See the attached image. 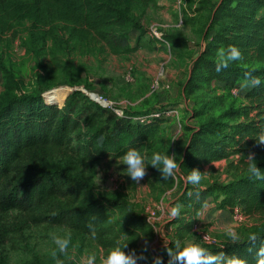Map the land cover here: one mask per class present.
<instances>
[{
    "label": "trees",
    "instance_id": "16d2710c",
    "mask_svg": "<svg viewBox=\"0 0 264 264\" xmlns=\"http://www.w3.org/2000/svg\"><path fill=\"white\" fill-rule=\"evenodd\" d=\"M134 1L0 0V34L24 20L46 27L65 22L85 44L97 37L112 53L128 54L134 50L130 30L142 29L131 14ZM193 5L191 0L189 6L194 12L207 10L208 14L198 29L201 49L190 62L184 83L186 92L191 94L196 88L215 90L213 83L220 82L231 92L239 89L245 101L228 103L219 115L210 116L197 127L184 123L189 134L175 142L172 159L185 169L240 154L238 167L243 164V169L231 181L213 183L181 200L188 207L195 205L197 214L208 196L215 195L220 209L240 208L246 215L257 216L264 213V143L260 142L264 136V0H200L197 7ZM162 38L173 49L189 44L188 37L176 31L164 32ZM231 46L240 50V58L221 65L220 49L227 54ZM5 76V91L0 95V214L18 211L33 223L66 225L92 236L104 247L119 243L131 248L141 234H151L153 226L144 216L129 210L117 214L110 197L100 195L92 184L65 167L49 162L69 147L72 134L83 123L98 120L101 122L90 131L85 146H80L93 159L122 157L130 148L145 149L149 154L159 151L171 158V149H163L165 139L161 136L160 120L167 117H154L149 123L134 121L130 114L137 112L127 111L120 116L91 100L82 90L70 93L61 105L53 102L58 100L54 93L49 101L41 91H25L11 71L7 70ZM243 85L247 86L244 92ZM166 108L161 106L156 111ZM252 151L262 152L263 157L246 160ZM253 163L261 176L250 171ZM150 167L162 171L159 162ZM80 193L83 196L77 204L57 203L55 208L44 211L52 198H75ZM195 222L190 221V228ZM262 246L264 227L248 237L207 246L205 254L219 257L213 264H229L236 257L247 264H257V250ZM57 260L75 264L63 252L50 263L21 264H56ZM0 264L8 263L0 258Z\"/></svg>",
    "mask_w": 264,
    "mask_h": 264
},
{
    "label": "rangeland",
    "instance_id": "374dc122",
    "mask_svg": "<svg viewBox=\"0 0 264 264\" xmlns=\"http://www.w3.org/2000/svg\"><path fill=\"white\" fill-rule=\"evenodd\" d=\"M190 1L135 0L131 4V14L142 29L130 30L134 50L122 55L112 53L97 37L85 44L77 34L69 31L70 24L65 22L47 27L35 26L26 20L16 23L12 30L0 34V95L5 91L8 70L28 93L41 91L49 101L55 93L59 98L53 102L61 105L70 93L82 90L104 107L111 108L94 97L99 96L115 107L125 109L124 114L137 112L130 115L139 122L152 115L156 108L165 106L172 113L160 120L161 136L165 139L163 149H171L172 158L175 142L189 134L184 123L197 127L210 116L219 115L228 103L245 101V97L238 94L239 89H233V94L220 82L213 83L215 90L196 88L191 94L186 92L184 83L190 62L201 49L198 29L208 14L207 10L194 12L189 6ZM193 1V7H197L200 0ZM168 31L183 33L189 44L173 49L159 38ZM128 74L133 80H128ZM246 87L243 85V92ZM100 122L83 123L72 134L69 147L49 163L65 167L92 184L97 193L110 197L117 214L133 211L153 226L151 234L138 237L136 246L123 249L134 258L135 264H184L173 257L189 240L205 249L248 237L264 227V213L249 216L241 212L243 218L239 220L234 211L217 206L215 195L208 196L197 214H194L195 205L188 207L181 200L213 183L231 181L243 169V164L238 167L240 154L185 169L176 163L177 167L166 175L150 167L153 166L150 162L152 154L144 149L141 153L145 157V175L134 179L127 173L128 165L123 163V156L93 159L85 147L81 150L90 131ZM261 157L262 152L252 151L246 160ZM194 170L202 174L198 183L187 179ZM82 196L80 193L75 198H52L44 211L55 208L57 203L75 205ZM177 207L179 214L173 216L172 210ZM192 219L196 220L197 228H190ZM230 232H235L237 238L233 239ZM57 235L70 236L68 248L63 253L75 264H86L90 254L96 256L94 264H102L113 248L104 247L97 239L82 235L69 226L33 223L25 220L20 212L10 211L0 214V258L8 264L50 263L61 252L54 239Z\"/></svg>",
    "mask_w": 264,
    "mask_h": 264
},
{
    "label": "clouds",
    "instance_id": "9594fccd",
    "mask_svg": "<svg viewBox=\"0 0 264 264\" xmlns=\"http://www.w3.org/2000/svg\"><path fill=\"white\" fill-rule=\"evenodd\" d=\"M240 56L241 52L235 46H231V50L227 52V54L225 53L224 49H220L218 53L219 63L225 66L230 61L239 59ZM260 142L264 143V136L260 137ZM122 161L128 165L127 173L130 174L134 179L142 178L145 175V157L141 151L135 148H130L123 155ZM150 162L153 165H157L159 162V164L162 165L163 173L166 175H170L172 170L177 167L174 159L162 154L159 151L152 154ZM250 171L257 176L262 175L260 169L256 167L255 163L251 165ZM187 179L192 183H198L202 179V174L199 171L194 170ZM171 214L173 216L178 215L179 208L177 207L173 209ZM229 235H231L233 239L237 238L235 232H230ZM255 238V236L252 237V239ZM54 239L61 252H64L68 248L70 236L61 237L57 235L54 237ZM125 247H127L126 244L121 245L118 243L115 247L111 248L108 251L107 256L103 258L102 264H135L134 258L124 252L123 249ZM169 251L171 252V250ZM205 251L206 250L202 248L197 242L194 240H189L185 243L183 248L175 254L173 259L184 261V264H213L214 261L219 259L218 256L210 254L206 255ZM53 255H55V253H53ZM95 259V254L88 255L86 264H94ZM56 264H62V261L57 260ZM229 264H247V262L243 258L236 257L231 259ZM257 264H264V246L257 250Z\"/></svg>",
    "mask_w": 264,
    "mask_h": 264
},
{
    "label": "built area",
    "instance_id": "2783aa9c",
    "mask_svg": "<svg viewBox=\"0 0 264 264\" xmlns=\"http://www.w3.org/2000/svg\"><path fill=\"white\" fill-rule=\"evenodd\" d=\"M154 34L158 35V33H157L156 31H154ZM159 38H162V37H159ZM127 78H128V80H133V76L130 75V74L127 75ZM157 84H159V82H157ZM155 86H157V85H155ZM154 88H155V87H154ZM235 91H236V90H235ZM94 98H96L97 101H99V102H104L105 105L111 107V108H112V109H113L118 115L122 116V115L124 114V109H123V108H119V107H115V105H114L112 102L107 101V100H104V99H101V97H99V96L94 97ZM171 113H172V112L170 111V113H169L168 110L156 111V112H154V113H153L152 115H150V116H147V117H143V118H141V122H142V123H148V122H150V121L152 120V118H154V117H168L169 115H171ZM241 212H242V211H241L240 208H236V209L234 210L235 217H237L239 220H241V219L243 218V215L240 214ZM194 227L197 228L196 223H195Z\"/></svg>",
    "mask_w": 264,
    "mask_h": 264
},
{
    "label": "bare ground",
    "instance_id": "6f19581e",
    "mask_svg": "<svg viewBox=\"0 0 264 264\" xmlns=\"http://www.w3.org/2000/svg\"><path fill=\"white\" fill-rule=\"evenodd\" d=\"M55 94V93H54ZM95 95V94H94ZM57 98H59V97H57Z\"/></svg>",
    "mask_w": 264,
    "mask_h": 264
}]
</instances>
